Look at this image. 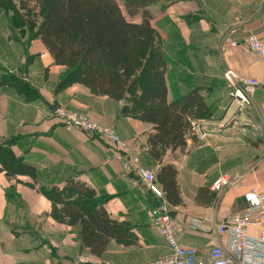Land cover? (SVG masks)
I'll use <instances>...</instances> for the list:
<instances>
[{
    "label": "crops",
    "instance_id": "obj_1",
    "mask_svg": "<svg viewBox=\"0 0 264 264\" xmlns=\"http://www.w3.org/2000/svg\"><path fill=\"white\" fill-rule=\"evenodd\" d=\"M118 5L128 22H141L140 14L130 18L121 1ZM41 7L40 0H0V264H80V256L91 264L150 263L166 252L149 221L155 197L131 186L132 178L114 161L113 150L96 136L64 130L55 110L65 107L112 127L155 172L159 166L145 154L152 126L120 115L124 101L95 97L78 84L58 90L63 68L53 64L40 40L28 39L41 21ZM143 11L176 60L182 76L178 91L198 89L216 109L215 119L194 122L182 152L167 151L162 162L177 172L182 204L170 207L181 229L178 242L204 260L216 244V226L254 204V189L264 193V63L241 46L222 47L226 38L240 42L249 34L263 35L264 0H153ZM15 21L36 26L32 31L24 23L16 28ZM227 70L259 83L254 89L240 88L249 106L230 97L232 89L223 78ZM9 76L30 91L4 83ZM167 97H174L169 84ZM224 147L235 151L226 154ZM226 175L235 182L211 192V184ZM70 180L107 197L102 207L110 219L130 227V244L111 240L100 259L80 248L76 225L53 217L52 203L40 192L61 189ZM192 219L205 231L190 229Z\"/></svg>",
    "mask_w": 264,
    "mask_h": 264
},
{
    "label": "trees",
    "instance_id": "obj_2",
    "mask_svg": "<svg viewBox=\"0 0 264 264\" xmlns=\"http://www.w3.org/2000/svg\"><path fill=\"white\" fill-rule=\"evenodd\" d=\"M121 1L128 17L141 15L140 23L128 22L122 15ZM153 1V0H152ZM41 21L24 23L29 40L38 39L55 66L63 68L58 90L78 84L95 97L123 102L120 115L152 126L147 137L145 154L159 166L155 182L163 192L164 201L172 207L182 204L173 164H163L167 153L183 151L191 138V123L215 119L216 109L208 105L200 90L178 91L176 82L182 78L176 71V60L170 49L149 23L143 11L151 0H40ZM23 23H12L16 28ZM16 90L25 92L28 85L11 76ZM168 84L174 97L168 100ZM187 87V86H185ZM211 87V86H210ZM0 152V156H2ZM4 159V156H3ZM20 169L34 173L30 168ZM138 188H143L139 185ZM52 203V216L75 226L80 248L88 256L100 259L107 244H130V227L109 218L102 205L108 200L103 193L96 198L94 189L70 180L63 188L40 189ZM154 196V195H153ZM155 197V196H154ZM155 197L148 209L158 206Z\"/></svg>",
    "mask_w": 264,
    "mask_h": 264
},
{
    "label": "built area",
    "instance_id": "obj_3",
    "mask_svg": "<svg viewBox=\"0 0 264 264\" xmlns=\"http://www.w3.org/2000/svg\"><path fill=\"white\" fill-rule=\"evenodd\" d=\"M239 46L248 51L256 61L264 63V33L261 36L249 34L240 42L230 38L222 41L223 48L234 49ZM225 80L232 89L229 94L238 100L240 106L247 107L250 100L241 92V87L254 89L259 83L252 79L239 78L233 71L224 73ZM64 130L81 131L96 136L104 145L113 150V159L121 170L131 175V186H143L154 195L160 204L149 212L151 227L163 239L166 252L147 264H264V193L251 192L255 203L243 212L233 214L215 228L216 244L208 250L204 260H198L194 249L183 247L178 242L181 232L172 216V208L164 201L163 192L155 182L154 172L145 170L138 154L131 149L109 126H102L86 116L58 107L55 110ZM232 185L231 179L219 177L211 184V192H221ZM192 230L205 231L198 219H192L188 225ZM81 261L80 263H84Z\"/></svg>",
    "mask_w": 264,
    "mask_h": 264
},
{
    "label": "rangeland",
    "instance_id": "obj_4",
    "mask_svg": "<svg viewBox=\"0 0 264 264\" xmlns=\"http://www.w3.org/2000/svg\"><path fill=\"white\" fill-rule=\"evenodd\" d=\"M151 2H152V0H151ZM228 71V70H227ZM226 72V71H225ZM224 72V73H225ZM223 78H224V74H223ZM209 89H215V87L213 88V86H211V87H209ZM61 108H65V107H61ZM65 109H67V108H65ZM67 110H69V109H67ZM70 111H72V110H70ZM74 112V111H73ZM75 113H78V112H75ZM78 114H81V115H83V116H86L89 120H90V118L87 116V115H85V114H82V113H78ZM110 128H112V127H110ZM113 129V128H112ZM124 141V140H123ZM125 142V141H124ZM126 143V142H125ZM127 144V143H126ZM204 144V143H203ZM128 145V144H127ZM129 146V145H128ZM131 149H133L137 154H138V156H139V159H140V155H139V153H138V151H137V149H135V148H133V147H131V146H129ZM212 148V147H211ZM224 149V153H226V154H230V155H232L233 153H234V151H235V149H234V147L232 148V149H229V147H224L223 148ZM206 148H205V152H206ZM140 162H141V165H142V167L145 169V170H148V171H150V172H154V171H152V170H150L149 169V167H146V166H144V163H143V161L140 159ZM131 176V175H130ZM226 177H227V175H226ZM228 178V177H227ZM228 179H231V182L232 183H234L235 182V180H234V178L233 177H229ZM96 198H99V199H101L102 198V196H100V193H96ZM170 206V205H169ZM74 230H75V228H74ZM85 257L84 256H80L79 258H78V262H81L82 260L83 261H85V259H84Z\"/></svg>",
    "mask_w": 264,
    "mask_h": 264
},
{
    "label": "bare ground",
    "instance_id": "obj_5",
    "mask_svg": "<svg viewBox=\"0 0 264 264\" xmlns=\"http://www.w3.org/2000/svg\"><path fill=\"white\" fill-rule=\"evenodd\" d=\"M191 127H192V130H193V128L195 127V124L194 123H191Z\"/></svg>",
    "mask_w": 264,
    "mask_h": 264
},
{
    "label": "water",
    "instance_id": "obj_6",
    "mask_svg": "<svg viewBox=\"0 0 264 264\" xmlns=\"http://www.w3.org/2000/svg\"><path fill=\"white\" fill-rule=\"evenodd\" d=\"M54 108H55V107H54ZM54 108H53V109H54ZM54 110H55V109H54ZM80 264H91V263H89V262H86V263H80Z\"/></svg>",
    "mask_w": 264,
    "mask_h": 264
}]
</instances>
